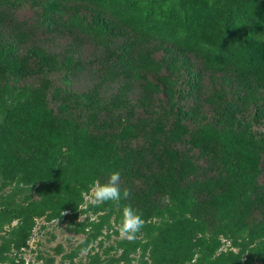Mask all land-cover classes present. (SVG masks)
<instances>
[{
  "label": "rangeland",
  "instance_id": "obj_1",
  "mask_svg": "<svg viewBox=\"0 0 264 264\" xmlns=\"http://www.w3.org/2000/svg\"><path fill=\"white\" fill-rule=\"evenodd\" d=\"M233 1L0 2V43L13 49L19 67L15 70H19L17 78L11 75L0 92V264L5 260L8 264H264V124L246 118L251 129L240 146L234 136L236 128L213 118L211 107L205 105L216 87L223 105L235 102L239 110L236 113L250 114L255 106L249 98L258 95L255 90L264 91L249 85L257 83L255 79L264 80L263 74L251 70V66L240 71L251 45L243 48L238 40L244 35L257 37L255 31L259 28L264 31V0ZM241 4L251 8L254 22L261 19L262 26L253 27L244 19L239 28H233L232 16ZM94 6L109 15L113 29L122 30V34L101 40L106 42L104 45L91 44L81 26L72 33L76 31L82 41H74L61 24H79L83 15L85 22H90ZM72 14L73 18L68 19ZM226 14L231 16L228 22L233 32L237 30L236 42L231 43L228 53L222 48V43L229 42L224 39ZM48 15L60 24L54 20V26ZM185 17L194 22L190 31L184 25ZM124 41L126 53L116 45ZM162 43L165 46L157 49ZM260 45L264 48V43ZM166 46L174 47L172 58L176 61L190 57L201 88L187 99L175 98V102L164 105L170 112L168 116L156 117L157 121L148 126L139 122L130 126L129 133L121 132L124 122L136 123V118L147 114L138 101L142 92L136 84L143 71L130 68L133 76L127 70L128 81L134 87L125 92L126 101H121L118 90L124 79L115 75L117 62L129 57L128 63L138 64L151 61L153 56L156 61ZM68 57L76 67L63 64ZM162 74V68L153 67L151 73L144 71L143 77L166 81ZM176 75L179 77L174 73L173 81L186 87L180 73ZM33 98L42 104L41 108ZM180 106L189 107L187 110L203 107L201 112L207 117L198 123L179 117L176 112ZM45 111L50 118L51 113L70 114L78 120L70 140L73 149L61 145L50 152L37 149L39 131L48 136L51 132L58 134ZM31 112L38 115L35 118L34 114L27 124L22 117ZM92 118L97 120L95 126L90 123ZM172 126H178L179 132L184 128L185 138L200 131L222 159L219 174L214 173L222 177V183L210 196L198 188V182L207 175L201 172V166H205L202 160L190 161L199 170L193 175L192 168H188L183 187L190 184L191 190L186 195L180 188L182 193L177 197L157 190L158 186L149 181L150 170L141 177L126 172L128 155L140 153L150 160L148 152L151 148L160 152V146L154 144ZM90 135L107 139L95 164L84 157ZM169 149L179 154L182 148L180 142H174ZM243 160L247 165L242 170L235 161ZM113 170L120 171L121 186L131 189L132 197L122 200L120 207L114 202L94 205L90 186L96 180L106 182ZM226 191L229 201L213 206L214 199L225 201ZM127 203L142 213L145 222L134 241L122 238L118 231L122 207Z\"/></svg>",
  "mask_w": 264,
  "mask_h": 264
},
{
  "label": "trees",
  "instance_id": "obj_2",
  "mask_svg": "<svg viewBox=\"0 0 264 264\" xmlns=\"http://www.w3.org/2000/svg\"><path fill=\"white\" fill-rule=\"evenodd\" d=\"M98 1V0H97ZM100 2L103 0H99ZM105 3H109L111 0H104ZM233 1V0H232ZM3 4L6 2V0H0ZM234 2V1H233ZM236 2V1H235ZM99 4V3H97ZM102 5V4H100ZM242 5V6H241ZM239 5V7L236 10V13L233 14L234 21L232 23H235L233 26L234 29L239 28L241 26L242 21L245 19L248 21L249 24H253V27L262 26V20H255L252 15L251 8L245 6L244 4ZM95 8H92L90 11V22H85L87 19L83 15L81 17V21L79 24L75 22H69L66 24V21L63 22L61 25L65 26L67 30L69 31L70 35L74 36V41L80 42L82 41V38L72 33V30L74 29H83L82 32L87 34L88 42L93 43H101V45H104L106 42L101 41L104 39H107L108 37H116L119 34H122V30H115L113 29L114 23L113 19L109 17V15H105L100 8L97 6H94ZM246 7V8H244ZM87 10V8H86ZM248 11L246 14L243 15V12ZM230 14V13H229ZM74 14L70 15L68 19H72ZM52 18V19H51ZM231 18L230 15L225 16L223 22H224V29L226 30V37L224 39H229V42L222 43V48L225 50V52H229V46L231 43L236 42L235 33L237 30H235V33L233 32L231 28V21L230 24L228 20ZM253 18V19H252ZM48 19H50V22L55 26V23L52 22L55 20L56 25L60 24L56 18H53L52 16L48 15ZM49 22V21H48ZM46 22V23H48ZM193 21L189 20V18H184V25H186V29L189 31L193 29ZM255 23V24H254ZM45 24V23H43ZM66 24V25H65ZM79 31V30H78ZM256 32V35H244L240 37L238 40L243 46V48L247 47L248 45H251V48L248 52V54H245L246 61L243 65V68H240V71L243 72L246 66H251V70H254L259 75H264V48L260 45L261 43H264V31L262 29H258ZM81 33V32H80ZM1 36V33H0ZM91 38V40H89ZM252 40L255 44L252 43ZM1 42V41H0ZM125 41L123 44H116L118 49L121 45L122 49L126 51L128 50L127 46L125 45ZM111 45H115L114 42L111 43ZM106 46V45H105ZM165 46V43L159 44L157 46V49L162 48ZM174 49L173 46H166L165 49L161 50L163 55L160 56V58H157L156 61L154 60V56L152 57L151 61H139L138 64L134 61H129V57L127 60L118 61L117 62V71L115 75H120L124 82L121 84V89L118 90L121 94L119 95L120 98L125 99V92L127 90L131 91V88L134 87L128 80L127 70L129 71L131 69H137L138 73L144 71L145 74L151 73L153 67L162 68L163 74L162 78L166 81H162L160 79L156 78V81L150 80L149 78L146 79V77L142 75V79H140L138 84V87L141 90L140 97L138 99L139 102L142 103L143 106V112H146L145 117H138L136 118L137 122L132 123L127 120L124 122V125L122 126L121 132L129 133L131 130V125H135L139 122L145 123V126L150 125L153 122L157 121L156 117L162 118L165 115H169L170 112L167 111V105L170 102H175V98L178 100L187 99L189 98L194 91H198L197 89L201 88V84L199 82V73L194 68V65L192 63V60L188 55L184 56L182 61H176L172 58V50ZM258 49V51H257ZM76 52L75 54L79 53L75 50H72ZM158 51V50H157ZM245 51V50H244ZM40 57V55H37ZM108 57V56H106ZM69 59H65L66 67H76L74 64L75 62L72 60L71 57H68ZM243 64V60L240 63V65ZM73 67V68H74ZM19 67L17 65V59L15 55L13 54V49L9 48L7 49L3 43H0V80L5 81L4 84L0 82V92L2 89L6 86V80L11 77V75L15 76L17 78V73L15 70H17ZM239 68V67H238ZM131 71H129L130 73ZM180 73L181 79L184 82V85L186 87L178 86L173 79L176 76L178 78L179 76L176 75L177 73ZM249 72V71H247ZM175 73V76H174ZM131 74V73H130ZM134 76V74H131ZM136 76V73H135ZM252 77V76H251ZM253 78V77H252ZM127 79V81H126ZM172 81V85H171ZM181 81V80H180ZM257 83H249V85H257L261 90H264V80H256ZM244 86V85H243ZM247 86V84H246ZM212 90L214 93L210 95V97H207L205 99V105L207 104L208 107H211L213 118L215 117L217 120L221 122H225L233 127L236 128V131L234 133L236 142L241 146L246 140L247 133L250 132V124L249 119L251 117L254 120V123L258 121L262 122L264 124V91L259 93V91L255 90L254 93L258 95H254L251 98H249L251 104H254L255 109L254 111H249L250 114H243V113H236V111H239L237 107V103L231 102L230 105H223L220 101L219 95L220 92H216L217 88L213 87ZM159 95L162 97L159 98ZM34 104H37V107L41 108L42 104L36 100V98H33ZM243 103L246 104V101H243ZM96 105L97 102H94ZM222 104V105H221ZM248 104V103H247ZM41 105V106H40ZM166 105V106H164ZM171 105V104H170ZM221 109H220V107ZM201 108V109H200ZM192 107L190 110L189 107L180 106L178 111L176 112L177 116L183 117L184 119L196 121L199 119H205L207 115L201 110H203V107ZM194 109V110H193ZM46 117L48 119H51V122L55 124L57 127L58 134H55V132H51L50 135L53 133L54 135L50 137V135H45L43 132L39 131V134L37 135L36 141L38 143L37 149H44L47 152L55 150L59 145L71 148L73 149L72 143L70 140L73 138L77 125L78 120L75 117H72L70 114H67L66 116H60V115H54V113H51V118L49 117V114L47 111H45ZM35 113H27V115L24 116V113H21L24 117H22V120L24 119L25 123L30 124L31 117ZM31 115V116H30ZM38 114H35V118ZM248 118V122L247 119ZM95 122L97 120L95 118H92L90 121L92 126H95ZM24 123V124H25ZM31 122V126H32ZM98 124V123H97ZM97 126V125H96ZM103 127H106V124L103 125ZM34 131V126L31 127ZM30 129V128H29ZM178 126L176 127H170L163 131L162 139L160 142L154 144L155 146H160L158 148L160 152L155 151V148H151V150L148 152L150 154L151 159L145 160L142 156V154H136V155H128L127 163H126V172L129 173L131 176H143L148 175L146 174V170H150L151 174L149 177V181L153 183V186L156 187V189H160L159 191L161 193H165L169 196H178V193H180V188L183 189L184 192H186V195L188 191H190V184L186 187L185 183L187 181V175H188V168L191 169V174L194 175L195 171L198 172L199 167H192L190 161H197L202 160L205 163V166H201V172H204L207 174L205 177L202 178L200 182H198V188L200 192L203 193H210L211 191H214L218 189L222 183V177L219 175L215 176L214 173H218V168L220 162H222V159H220L217 156V152L215 151L212 146L205 141V138L200 136V131L196 132L193 136H189L188 138H185V135H187L185 132V129L182 128V131ZM4 131V130H3ZM5 133H2L3 135ZM113 136V135H112ZM58 137V141L54 142L53 139ZM114 137V136H113ZM120 137V136H119ZM121 139V138H120ZM105 137L99 136V135H90L88 136L86 140V146L88 147V151L85 153L84 157L86 161H93L95 164V157L98 155L99 150L101 148V145L103 141H105ZM174 142H180L181 144V150H179V154H176L172 150L169 149V145ZM154 146V147H155ZM181 158V159H180ZM161 159L164 161L162 162ZM249 162V161H247ZM238 167H240L242 170L245 169L247 163L243 160V162H236ZM148 167V169H145ZM205 167V168H204ZM185 174H187L185 176ZM199 174V173H198ZM219 174V173H218ZM196 176V175H195ZM194 176V180L195 179ZM194 183V182H192ZM191 183V184H192ZM227 192V191H226ZM182 193V192H181ZM228 196H225V201L222 202L220 199H214L213 206L217 205H225L230 197L227 192ZM137 204V202H136Z\"/></svg>",
  "mask_w": 264,
  "mask_h": 264
},
{
  "label": "clouds",
  "instance_id": "obj_3",
  "mask_svg": "<svg viewBox=\"0 0 264 264\" xmlns=\"http://www.w3.org/2000/svg\"><path fill=\"white\" fill-rule=\"evenodd\" d=\"M91 202L94 205H101L107 202H114L117 207H120L122 200H130L132 197L131 189L121 186L120 171L113 170L108 174L106 182L96 180L90 186ZM142 213L134 208L131 203H127L122 207V215L119 222V235L129 241H134L137 234L144 227ZM3 264H8V261H3Z\"/></svg>",
  "mask_w": 264,
  "mask_h": 264
}]
</instances>
